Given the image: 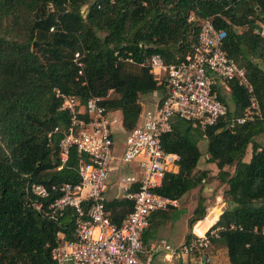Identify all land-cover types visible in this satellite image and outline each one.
<instances>
[{"label": "trees", "instance_id": "16d2710c", "mask_svg": "<svg viewBox=\"0 0 264 264\" xmlns=\"http://www.w3.org/2000/svg\"><path fill=\"white\" fill-rule=\"evenodd\" d=\"M206 18L226 32L223 49L244 69L261 115L229 127L228 121L249 106L246 91L230 82L229 92L220 96L227 117L215 126L202 131L173 119L161 143L177 156L176 169L165 173L156 192L178 201L205 186L208 171L197 167L205 139L206 164L216 167L230 204L219 216L217 226L224 230L212 246H224L229 264H264V144L257 141L264 135V39L254 34L264 28V0H0V264H56L52 250L74 236L73 211L51 220L33 208L37 197L30 192L32 184L79 182L76 150L64 164L60 160L69 117L59 110L54 90L75 96L81 106L91 97L102 98L108 118L112 122L119 112L128 134L147 110L143 102L154 93L159 102L166 95L141 64L153 55L166 64L180 62ZM106 208L111 222L120 225L132 203L116 198ZM166 211L149 216L143 241L161 228ZM206 215L200 198L185 242Z\"/></svg>", "mask_w": 264, "mask_h": 264}, {"label": "built area", "instance_id": "2783aa9c", "mask_svg": "<svg viewBox=\"0 0 264 264\" xmlns=\"http://www.w3.org/2000/svg\"><path fill=\"white\" fill-rule=\"evenodd\" d=\"M254 34L264 39V28L255 29ZM225 37L226 32L216 29L211 19L206 18L196 44L180 62L166 64L159 55H153L141 64L149 68L157 85L166 89V95L154 109L142 113L137 126L126 135L119 156L114 153L112 122L101 104L103 99L91 97L81 106L75 96L54 90L61 100L59 110L69 117V126L62 131L59 143L60 160L64 164L71 149L76 150L79 182L49 188L32 184L30 192L37 197L33 208L51 220L56 221L67 209L74 213L73 239L58 243L51 252L56 264H151L156 256L169 263L214 264L212 243L224 230L217 226L221 212L205 230H196L207 213L193 226L190 240L177 247L163 239L145 242L143 234L152 213L165 211L177 202L156 192L162 186L165 173L176 169L177 156L166 153L161 143L162 137L171 131L173 119L192 123L202 131L215 126L227 117L228 107L220 96L229 92L230 82H236L246 91L249 106L240 117L228 121L229 127L252 122L261 115L244 69L223 49ZM74 58L77 61L79 54ZM125 61L131 63L132 59L128 56ZM54 132H59V128ZM114 162L136 164L141 171L140 177L136 172H129L117 179L120 198L132 203L131 212L120 225L111 222L106 208ZM54 194L58 197L50 200ZM254 232L258 233L256 229Z\"/></svg>", "mask_w": 264, "mask_h": 264}, {"label": "rangeland", "instance_id": "374dc122", "mask_svg": "<svg viewBox=\"0 0 264 264\" xmlns=\"http://www.w3.org/2000/svg\"><path fill=\"white\" fill-rule=\"evenodd\" d=\"M112 128L114 130L115 149L117 153H120L126 133L120 131L119 124L117 123L114 124ZM257 141L264 144V135L260 136ZM200 148L202 156L197 167L200 168L199 170L208 171L209 176L207 183L203 188L195 189L192 193H189L181 200H178L175 206L171 205L167 208L166 213L168 214V218L162 223L161 228L154 232L156 237L155 240L164 239L174 247H177V245L183 242L189 233L188 220L192 216V210L196 207L200 198H204L205 200L206 213H208V210L210 211L208 215H214L216 212L220 213L230 207L228 200L224 197V187L216 177L218 172L216 167L214 165L206 164L207 141L205 139L201 140ZM250 155L251 149L249 148L244 160L247 161L250 158ZM211 222L210 218L204 223V225L208 226ZM211 253L214 259V264L226 263L227 253L223 245L216 244L212 246Z\"/></svg>", "mask_w": 264, "mask_h": 264}, {"label": "crops", "instance_id": "0c3cea01", "mask_svg": "<svg viewBox=\"0 0 264 264\" xmlns=\"http://www.w3.org/2000/svg\"><path fill=\"white\" fill-rule=\"evenodd\" d=\"M161 99V96L159 93H154L152 94L148 99H146L144 102H143V108L144 109H154L156 107V105L159 103V100ZM114 115V116H113ZM112 116V127L114 124H119V129L120 131H123L122 129V126H121V114L119 112H115ZM112 137H113V142H114V130L112 128ZM124 132V131H123ZM127 135V134H126ZM126 135H125V138H126ZM125 138H124V141H125ZM123 148H124V142H123V145H122V150L120 151V153H117L116 152V149H115V144H114V153L116 156H119L121 155L122 151H123ZM249 160V159H248ZM208 165H212V164H208ZM208 169V168H207ZM210 169V168H209ZM129 172H136L138 177H140V174H141V171L140 169L137 167L136 164H129V165H123L121 163H118V162H114L112 164V170H111V173H110V178H109V181H108V190H107V193H106V198H107V201H111L113 199H116V198H120L119 196V184L117 182V179L119 178V176H121L122 174H125V173H129ZM134 187V186H133ZM193 211V210H192ZM210 211L208 210V213ZM222 212V211H221ZM215 214H219L218 212H216ZM214 214V215H215ZM214 215H207L206 219L202 222H200L198 224V226L195 228L196 230H200L202 229V231L204 230L205 228V225L204 223L212 218ZM218 219V218H217ZM200 225V226H199ZM207 226V225H206ZM156 237L155 235L153 234L152 236H148L147 237V241H156L155 240ZM158 240H161V239H158ZM164 240V239H163ZM185 240L183 242H181L179 245H181L182 243H184ZM177 245V246H179ZM169 262H166L163 260V258L161 256H156L152 263L151 264H167ZM169 264H178L176 262H173V263H169ZM225 264H229L228 260L226 261Z\"/></svg>", "mask_w": 264, "mask_h": 264}, {"label": "bare ground", "instance_id": "6f19581e", "mask_svg": "<svg viewBox=\"0 0 264 264\" xmlns=\"http://www.w3.org/2000/svg\"><path fill=\"white\" fill-rule=\"evenodd\" d=\"M218 216H219V214H215V215L211 218V221H212L211 224L217 220ZM211 224H210V225H211ZM210 225H208V226H210ZM208 226H205L204 230H205Z\"/></svg>", "mask_w": 264, "mask_h": 264}]
</instances>
